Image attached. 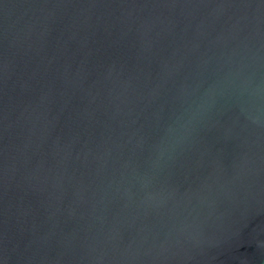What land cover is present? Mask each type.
<instances>
[{
	"label": "water",
	"instance_id": "1",
	"mask_svg": "<svg viewBox=\"0 0 264 264\" xmlns=\"http://www.w3.org/2000/svg\"><path fill=\"white\" fill-rule=\"evenodd\" d=\"M0 264H264V0H0Z\"/></svg>",
	"mask_w": 264,
	"mask_h": 264
}]
</instances>
